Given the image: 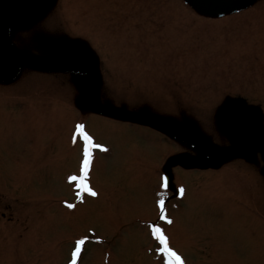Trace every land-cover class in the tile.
<instances>
[{
  "label": "rangeland",
  "instance_id": "1",
  "mask_svg": "<svg viewBox=\"0 0 264 264\" xmlns=\"http://www.w3.org/2000/svg\"><path fill=\"white\" fill-rule=\"evenodd\" d=\"M195 12L183 0H54L39 13L29 0H0L13 56L50 69L0 82V264H66L83 237L81 264H165L146 227L162 175L175 209L163 229L187 264H264V175L239 159L185 171L178 164L206 152L169 138L180 130L229 153L237 136L224 102L243 96L264 109V0L218 19ZM90 52L97 101L146 113L169 137L90 112ZM83 116L108 151L94 153L89 171L98 198L65 209L62 200H77L66 181L80 174Z\"/></svg>",
  "mask_w": 264,
  "mask_h": 264
},
{
  "label": "snow or ice",
  "instance_id": "2",
  "mask_svg": "<svg viewBox=\"0 0 264 264\" xmlns=\"http://www.w3.org/2000/svg\"><path fill=\"white\" fill-rule=\"evenodd\" d=\"M85 55H88V53H85ZM74 135L76 137L82 138V162H81V175H72L68 179L70 181H78V184L76 185L79 191H77V199L83 202V193H87L88 195L92 197H96L98 193L89 185L88 182V176L89 171L91 167V162L93 159V150L94 149H100L101 151H108L107 147L101 144H97L94 141V138L88 133V131L85 130V124L84 123H78L75 126V133ZM75 143V140H74ZM160 188L162 190H166L168 188V177L167 176H161L160 177ZM179 192L181 195L184 193V188L180 187ZM160 199L157 201V204L159 206V211L161 214V218L166 221L167 224H172V220L167 217L165 213V199H164V192L162 191L159 193ZM66 206L69 209H72L75 207L74 204L65 202ZM151 232L154 236V238L159 242L158 251L160 252L161 256L163 257L165 264H185L184 259L169 245L168 237L165 235L164 230L154 224L151 227ZM85 241L83 239L76 241L75 251L72 253V260L70 264H76V258L78 254L81 252V245H83Z\"/></svg>",
  "mask_w": 264,
  "mask_h": 264
},
{
  "label": "water",
  "instance_id": "3",
  "mask_svg": "<svg viewBox=\"0 0 264 264\" xmlns=\"http://www.w3.org/2000/svg\"><path fill=\"white\" fill-rule=\"evenodd\" d=\"M191 3L201 10L204 13H209L213 15L224 13L233 7H235L238 3L242 0H190ZM86 63L91 66L93 65L94 61L92 59H87ZM255 114L252 112L247 114V117L254 116ZM259 117L257 118V121ZM257 121L252 122V124L257 125ZM254 126V125H253Z\"/></svg>",
  "mask_w": 264,
  "mask_h": 264
}]
</instances>
